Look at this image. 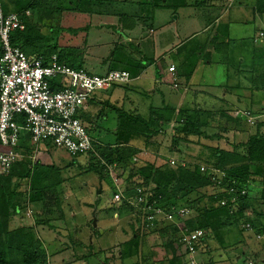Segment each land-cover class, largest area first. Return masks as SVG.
Returning a JSON list of instances; mask_svg holds the SVG:
<instances>
[{"label": "trees", "instance_id": "obj_1", "mask_svg": "<svg viewBox=\"0 0 264 264\" xmlns=\"http://www.w3.org/2000/svg\"><path fill=\"white\" fill-rule=\"evenodd\" d=\"M0 1L4 13L17 12L25 26L23 29H16L12 32L14 46H19L29 55L34 53L42 55L45 60L56 53L61 64L73 68L84 67L87 55L85 47L67 45L61 48L57 41L53 42L50 33L45 34L42 31V28L47 24L51 33L55 32L51 23L55 25L56 14L58 9H61L59 0L38 2L16 0L18 8L14 9L10 8L9 0ZM145 1H142L145 3H140L150 4L149 6L154 8L153 14L160 8H167L168 5L167 0ZM188 3L186 0H182V6ZM89 4L93 3L84 1L80 8L87 10ZM176 5L179 6V4ZM168 7H172V5ZM255 10L264 14V0H256ZM125 15L118 16L125 18ZM143 16L146 18L149 15L143 12ZM135 17L140 16L136 15ZM73 32L77 33L78 30ZM256 48L257 51H254V62H252L250 70L238 67V71L241 76L250 73L253 87L256 85L253 90L257 94L259 93L261 102V100L264 101L262 97L264 94V63H257L256 58L257 52H262V57H264V46L259 44L256 45ZM131 60L129 62L134 67L141 63L132 57ZM133 74L134 72H131L132 76L135 75ZM58 85L56 81L52 80V88L56 89ZM108 107L104 105L97 112L96 126L87 127L91 136H93L92 131L102 128L98 122L101 120L100 118L105 119ZM110 107L117 110L116 126L107 129L115 134V141L111 144L96 138L94 147L88 152L80 154L85 157L89 156V172L97 173L102 182L108 181L112 184L115 181L110 178L107 165L102 163L101 157H103L114 166V169L122 168L124 170L127 183L135 176L140 175L143 178L142 184L147 186L145 189L148 192L147 196L151 201L156 202L153 204L155 208L159 207L164 212H174L175 209L186 205L195 214L187 221V227L191 231L196 229L206 231L204 238L196 245V254L191 257L192 252L189 247L185 246V242H179V227L176 224L170 222L165 224L156 219L155 223L150 221L153 226L144 228L151 229L145 233H158L161 238L165 239L162 246L165 247V250H169L173 256L171 258L165 256L160 264H184L183 257L187 258L188 264H192V260L197 255L206 256L208 259L206 263L202 264H211L214 262V252L225 251L223 254L230 257L231 254H234L233 250H244L243 246L248 244H255L258 247L259 250L254 252V258H258L256 260L264 263V118H262L264 109L260 108V111L256 110V112L248 109L249 114L242 112L239 117H232L222 111L213 113L205 111V109L203 111L191 106L176 107L168 103H162L161 106L151 104L146 108L147 114L141 113L143 110L141 105L136 106L134 110L112 104ZM240 116H243L249 126L252 123L250 116L261 117L256 121L257 128L254 126L255 133L249 132V135L240 141L235 139L231 141L229 137H226L227 146H212L204 142L207 138H223L220 131L209 134V129L212 127L220 129L222 118L227 119L226 124L233 121L239 125L242 121ZM170 128L174 132L172 137L170 136L171 142L167 143V130ZM221 129L223 132L230 131L229 127ZM94 136L96 137V135ZM136 139L144 141V145L142 146V143L136 145L134 142ZM184 142L209 147L212 151L209 161L203 164L191 162L188 157H174L178 160L170 159L166 153L180 151L181 143ZM43 145L49 147L52 144L45 142L41 144V146ZM20 147L29 156L17 161L10 172L0 175V264H50V255L45 242L35 227L49 224L51 228H55L52 220L56 217H44L41 211L36 215L35 224L14 226L15 217L21 215L25 219L24 216L29 210L28 204H39L42 205V210L44 213L47 212V215H53V211L59 210L61 217L64 218L65 210L70 206V202L79 199L71 198L69 200L67 198L64 189H62L66 178L62 175L60 166L56 163L42 164L33 159L36 145L32 144L29 132H23L19 143ZM151 149H154V155L148 157L152 152ZM217 169L224 170L222 176L216 175ZM88 170L86 169V171ZM28 183L29 188H24L23 186H28ZM210 187H216L217 191L213 189L210 192ZM194 194L198 196L193 197ZM182 201L185 203L182 204ZM124 208L121 206L116 211H124ZM109 209L115 210V205ZM138 223L135 225L137 230L132 239L123 243L124 246L120 251L123 258H131L139 250L141 235L138 228L143 229L148 222L141 218ZM246 224H248V229L243 226ZM130 225L134 227L133 224ZM85 226L82 225L83 228ZM82 227L75 226L78 230ZM133 242H135L134 245H132ZM153 252L155 255V249L145 255L149 259L147 263L145 262L146 264H155L150 260ZM133 264L138 263L134 262Z\"/></svg>", "mask_w": 264, "mask_h": 264}, {"label": "rangeland", "instance_id": "obj_2", "mask_svg": "<svg viewBox=\"0 0 264 264\" xmlns=\"http://www.w3.org/2000/svg\"><path fill=\"white\" fill-rule=\"evenodd\" d=\"M84 1L86 0H59L58 3L61 9H58V13L56 14L55 25L51 23L55 32L51 33L50 27L47 24L46 27L42 28V31L45 34L50 33L53 42L57 41L61 48L67 45H80L81 47L88 49L91 56L89 58L86 57L85 63L88 68L90 67L95 71H91V74L94 75L102 74L100 71H102L103 68L100 61L105 59L103 57L108 56V59H112L109 60V63H112L115 68H120L116 65H118V62L123 56L126 58V52L122 49L124 46L123 44H119L121 50L117 51L116 54L107 49V46L104 45L102 48L100 45L101 43L109 45L113 41H119V37L122 34V28L124 27L121 23H125V25L131 29L137 28L139 30L138 34L129 31L133 36H138L143 32L144 40L150 38L149 28H151L152 25H155L156 35H154V41L157 48L154 49V58L156 59L164 54L163 57L167 62H178L177 58L172 54L171 49H175L176 44L183 41L185 43L188 40H192L188 43V48H195L198 44V40H202V42L205 40L206 35L202 34V29L204 28L203 26L210 21V13L205 7L209 3L207 0H189V3L188 0H186L188 4L183 6L182 0H167V8L156 10L155 24L154 20L150 17L154 8L150 7V4H142L146 2L145 0H94L93 4L87 6V10H82L80 7H82ZM236 1L238 3L233 4L232 7H226L228 11L223 14L224 17H222L221 20L224 24L231 27L230 37L233 36L245 39V45L242 46H239L240 44L235 40H232L229 43L231 45L234 44L233 55H236L234 63H236L238 59L245 58L243 63L248 66L247 70H250V66L252 62H254V51H257L256 45L251 37L262 30L264 31V16H262V14H257L255 15L256 17H254L252 5L256 0H241L242 3H239L240 0ZM225 3H229V5L232 4L231 0H227ZM176 4H179V6ZM171 5L172 7H168ZM99 10L104 11H100V14L96 13ZM111 10H118L119 14L140 16L136 17L138 23L130 25L132 21L131 19L127 17L122 18L116 15L115 12H111ZM144 10L149 13V16L146 18L143 16ZM220 11L221 9L219 12ZM220 15L221 12L218 14V17ZM139 24H141L142 28ZM219 25L220 24H218V26ZM76 29L78 32L74 33L73 31ZM141 36L142 35L139 36V39ZM194 36H196L195 40H193ZM207 36H209V34ZM93 37H95L96 41L100 44L97 48L89 49L88 44L91 43ZM84 44L87 46H84ZM262 45L264 46V44H261V46ZM133 48L137 49L135 45ZM144 48L147 49L145 43ZM203 51L204 53L206 52L205 47H203ZM135 53L136 50H132L130 55L135 56ZM262 54V52H257L256 61L259 64L264 63V57H262ZM147 55L149 56V61H151V51H148ZM93 56H96V59ZM217 56V53L214 52L212 58L215 59ZM204 58L205 55H203L202 59ZM207 59H210V57H206V61H208ZM190 65L192 66L189 67L188 65H185L184 67V65H181V67L194 73L190 82L193 85L187 88L185 80L182 78L181 87L178 89V87L174 86L171 90L174 91V93H178V97L173 94L170 97L166 96V103L176 107L191 106L192 108H200L204 111V109H211L212 106L219 102L223 103L224 100L225 104L227 103L229 107L226 113L232 117H239L242 113L241 111L246 112L248 109L255 110L254 112L260 108L264 109V101L261 100L260 102V96H258L259 93L257 94V92L253 90L256 85L253 87L249 72V74H246L244 77H238V74L236 73L237 70L234 67L231 68L216 61L199 65H196L194 61H192ZM193 67H195V69H193ZM231 85H236L238 88H235L236 90L234 91L231 90L226 96H223V93L225 92L224 88ZM145 89H148L147 86ZM170 89L166 86L164 88L165 93H168ZM183 90H185L186 94L181 96L180 93ZM193 92L196 94L192 95ZM262 97L264 98V94H262ZM195 99L198 104H194ZM138 101L143 107V110L141 111L143 114L148 113L144 107L147 105L145 103L150 104L153 102L156 106L162 105L160 97L157 96L141 98V100ZM199 103L202 104L199 105ZM108 116L109 118L106 121H103L102 118H100L101 120L98 123L102 128L92 131V135H96V137H99V139L104 142L113 144L115 141V134L109 132L107 129H112L116 126L117 114H114V111L110 110ZM240 117L242 118V121L239 125L233 121L226 124L227 119L225 117L222 118L220 129L212 127L209 129V134L220 131L222 132L221 134L223 135V138L214 137L202 141L209 143L212 146H227L228 142L226 141V137H229L231 141L234 139L240 141L245 139L247 135H249V132L255 133V128H257L255 126L256 121L260 120L261 117H258V119L255 116H250V120L252 121L250 124L253 127L249 126L248 122L243 119V116ZM262 118H264V116ZM225 127H229L230 131L223 132L221 128ZM167 132L168 138L166 139V142L170 143V136L172 137L174 131L170 128ZM134 142L136 145L140 143H142V146L144 145V141H141V139H136ZM169 146L170 144L166 148L168 149ZM151 150L152 152L149 153L148 157L154 155V149ZM38 152L39 151L35 152L34 150L36 159L39 157H36ZM211 152V149L207 146L184 142L181 143L180 151L167 152L166 154L169 155V158L172 160L175 159L174 157H188L191 162L206 164L210 159ZM40 153L42 154V160H38L41 161L42 164L56 163L62 168V175L66 178L62 189H64L67 198H69V200H71V198L79 199L75 202H70V206L65 210L64 218L61 217L60 211L55 209L53 215H47V212L44 213V210H42V205L39 204H28L29 210H27L25 216L23 215L26 217L25 219H23L21 215L15 217L16 221L13 223L14 226L35 224L36 215L41 211V214H43L42 216L44 217H56L52 220V223L56 226L55 228H51L49 224L35 227L38 229L39 235L45 242V246L50 255V264H132V262L144 264L149 260L145 255L148 254L150 250L154 251V249L155 255L153 252V256L150 260L154 261L155 264H160L165 256L168 258L173 257L169 250H165V247L162 246L165 241L164 238H161L158 233H145V231L139 228L138 232L141 235V239L138 245L139 250L137 254L132 256L131 259L121 257L120 251L124 246L123 243L132 239L137 230L135 225L139 224L138 220L141 219V216L135 213L136 210L135 212H132L127 207L123 209L124 211L120 212H117L116 208L115 210L109 209V207H113V204H108L113 197V190L105 181L102 182L103 187H100V178L97 177V173L92 171L89 172V156L85 157V155H81L75 158L67 150L55 145L52 147L50 146L49 152L44 149ZM43 156H50L52 159L45 160ZM86 169L88 171H86ZM107 169L110 173V178L116 180L118 183L126 178V174L122 168L116 170L112 166L111 168L107 167ZM223 172L224 170L217 169L216 175L222 176ZM142 181L143 178L140 175L131 179V182H141V184ZM23 187L26 188L27 185H24ZM133 187L137 188V185H133ZM213 189L217 191L216 187H210V192L213 191ZM253 189L255 190L256 188ZM100 191L103 192L101 195L99 194ZM197 196V194L193 195V197ZM181 203L184 204L185 202L182 201ZM188 214L191 215V218L195 216L192 210H190ZM188 214L185 216L176 215L171 221L173 222L179 218L187 220ZM163 216L164 218H168L166 215ZM163 216H160L159 218L163 219ZM94 218L98 219L96 226L93 224ZM87 224L89 226L86 227L85 225ZM130 224H133L134 227ZM248 224L243 226L247 228ZM77 225L79 227L84 225L85 227L78 230L75 228ZM96 233L98 236H95ZM75 239H78V241ZM90 244H92V246H90ZM134 244L135 242L132 243V245ZM243 249L244 250L235 249L233 250L234 252L231 251L234 254H231L230 257L223 254L225 251L214 252V262L211 261V264H264L262 261L256 260L258 258H254V252L259 250L255 244L244 245ZM242 251H245L246 253H243ZM181 253L183 254V252ZM63 258L65 260H63ZM182 259L184 264H188L187 258L184 259L183 257ZM196 259L202 263L208 261L206 256L203 255H197Z\"/></svg>", "mask_w": 264, "mask_h": 264}, {"label": "built area", "instance_id": "obj_3", "mask_svg": "<svg viewBox=\"0 0 264 264\" xmlns=\"http://www.w3.org/2000/svg\"><path fill=\"white\" fill-rule=\"evenodd\" d=\"M23 28L20 15L17 12L5 14L0 1V175L10 172L25 156L23 148H19L23 132L30 133L31 142L36 145L35 152L45 142L62 147L74 157L91 150L95 140L79 117L81 109L94 92L132 79L126 70L94 75L85 68L59 63L56 55L48 60L39 54L27 55L11 40L12 32ZM169 71L175 75L176 67L169 66ZM52 80L59 84L58 88H52ZM121 196L116 194L115 199L120 200ZM155 203L134 204L141 218L148 222L144 227H152L151 222L155 223V219L176 224L180 227L179 242H185L193 257L205 230L191 231L180 218L171 221L176 215L188 214L189 208L164 212L155 208ZM192 264L201 263L193 259Z\"/></svg>", "mask_w": 264, "mask_h": 264}, {"label": "crops", "instance_id": "obj_4", "mask_svg": "<svg viewBox=\"0 0 264 264\" xmlns=\"http://www.w3.org/2000/svg\"><path fill=\"white\" fill-rule=\"evenodd\" d=\"M9 1H10V8L11 7L13 9L18 8V4H17L16 0H9ZM38 1H46V0H32V2H38ZM207 1L209 3L207 5L205 4L206 5L205 7L210 13V21L207 24H205L203 26L204 28L202 29V31H203L202 34L206 35L205 40L203 42H202V40L201 41L198 40V44L195 48H191V47L188 48V43L192 40H190V41L188 40L185 43L183 41V42L176 44L175 45L176 48L174 47L175 49H171V51H172V54L177 58L178 62H174V61L167 62L165 60V58L163 57L164 54L159 56L156 59L154 58V49L157 48L156 43L154 41V35H156L155 34V32H156L155 25H152L151 28H149L150 38H148L147 40H144L143 32H141V34H139L138 36H133L132 34H130L129 31H131L135 34H138L139 30L137 28L131 29L127 25H125V23L124 24L121 23L124 27L122 28V31H121L122 34L120 35L118 42L113 41L109 45L108 44H102V43L100 44L99 42L96 41L95 37L92 38L91 43L88 44L89 49L97 48L98 45L100 44L102 46V48L105 45V46H107L106 47L107 49H109L110 51L114 52V54H116L117 51L121 50L119 44H123L124 46L122 49H124V51L126 52V58H125V56H123V58H121V60H123L125 62L120 60L118 62V65H116V66H119L120 68L113 67V64L109 63V60H112V59H108V56L103 57L105 59L104 60L102 59L103 61H100V64L103 68L102 71H100V73L105 74L111 70H126V71H129L130 73L134 72L135 75L133 74L134 76H132V81L129 83L115 84L114 86H111L107 89L98 90L97 92H95L91 96L88 103L86 104L84 109L79 114L80 119L82 120L83 124L86 127L89 128V126H91V125H92V127L96 126L95 118H96L97 112L100 111V109L104 105L109 106L108 108L110 110H113L114 114H116L117 110L110 107V104L115 105V106L117 105L121 108L134 110L136 106L141 105L140 102L138 101V100H141V98H146V97L149 98V97H154V96L156 97L157 96V97H160L162 103H166L165 102L166 96L170 97L173 94L174 96L178 97V95H177L178 93H174V91H171L174 87V84L177 85V87L179 89L182 85V78H184L187 88L189 86L193 85L190 82H191V77L194 73H191L190 71H187L186 68L181 67V65H184V67H185V65H188L189 67H191L192 65H190V64L192 63V61H194V63L196 65L204 64V63H211V62L216 61L220 64H224L225 66H228L231 68L234 67L237 70L236 73L238 74V77H241V75H239L238 67L245 70V69H247L248 66L243 65L245 58H241L240 60L238 59L237 62L234 63V61L236 60V58H235L236 55H233L234 44L231 45L229 42H231L232 40H235L240 44L239 46H242V45H245V42H244L245 39L244 38H236L233 36L230 37L231 27L227 24H224L221 20L222 17H224L223 14H225L228 11L226 7H232L233 4L238 3V2L236 0H231L232 4L229 5V3L228 4L225 3V1H227V0H207ZM89 2L93 3L94 0H89ZM188 2H189V0H188ZM239 3H242V1L240 0ZM254 3L252 5V11L254 13V17H256L255 15L260 14V13H258L255 10V4ZM208 5H209V7H208ZM220 9H221V11H220L221 15L218 17V14L220 13L219 12ZM100 11H104V10H99L96 13L100 14ZM111 12H115L116 15H120L118 13V10H111ZM145 12H146V14L148 13L146 10H144V13ZM153 13L154 12L152 11V15H154V16L151 15L152 17L151 16L150 17L152 20H154V24H155L156 12H155V14H153ZM134 16H136V15H130V14L125 15V18L127 17V18L132 20L130 25H135L138 23L136 21V17H134ZM262 16H264V14H262ZM211 17H215V18H211ZM141 24H139V25L141 26ZM218 24H220V25L218 26ZM125 26H126V28H125ZM141 28H142V26H141ZM208 34H209V36H207ZM140 35H142V36L139 39ZM195 37L196 36L193 37V40H195ZM251 39L256 45L263 44L264 31L262 30L259 33H256L255 35H253L251 37ZM11 40H12V38H11ZM124 42H125V44H124ZM144 43L147 45V49L144 48ZM134 45L136 46L137 49L133 48ZM16 47H19V46H16ZM170 47H172V46H170ZM203 47L206 48L205 53L203 51ZM132 50H136L135 56L130 55ZM148 51H151V61H149V56L147 55ZM214 52L217 53V55H218L215 59L212 58ZM34 54H37V53H34ZM86 54H87L86 55L87 58H89L91 56L88 49H87ZM1 55H2V45H1V41H0V56ZM27 55H29V54H27ZM30 55H33V54H30ZM53 55H56L57 59H58V55L56 53ZM53 55L50 56L49 58H52ZM203 55H205L204 59H202ZM93 57L96 59V56H93ZM131 57L136 59V60H139V63L141 62L139 64V66H135V67L131 66V63L129 62V61H132ZM206 57L207 58L210 57V59H207L208 61H206ZM238 57H241V56H238ZM124 58H125V60H124ZM58 61H59V59H58ZM107 63H108V65H107ZM171 65H174L176 67V75H174V76L172 75L173 73L169 71V66H171ZM82 68H85V69L90 70V71H94L92 68H90V67L88 68L86 63L84 65V67H82ZM193 69H195V67H193ZM154 82H155V86H154ZM146 86L148 88L147 90L145 89ZM166 86L169 87V89L171 88L168 91V93H165V90H164V88ZM235 88H238V87L236 85H231L229 87H225L224 88L225 92L223 93V96H226L231 90L232 91L236 90ZM180 94H181V96H184L186 94L185 90H183ZM195 94H194V92L192 93V95H195ZM135 98H137L138 100ZM97 103H100V104H97ZM145 104H147V105L144 107L147 108L148 106H150L151 104L153 105L154 103L152 102L150 104H148V103H145ZM194 104H198L196 99L194 100ZM201 104L199 103V105H201ZM109 109L107 110V113H109V111H110ZM227 109H229L228 104L227 103L225 104V101L223 100V103L219 102V103L215 104L214 106H212L211 109H205V111H208V112L212 111L213 113H218L221 111L226 112V111H228ZM241 112H244L247 114L250 113L248 110L246 112L245 111H241ZM108 118H109V116L107 114V116L105 117V119H103V121L108 120ZM93 138H94V140L96 138H97V140H100L99 137L94 136ZM44 146L45 145H43V146L39 145V148H38L39 152L36 155V157L37 156H39V157L36 159L35 155H33L32 156L33 159H36V160L41 159L42 160V158H41L42 154L40 152L43 151L44 149H45V151L49 152L50 146L49 147H47V146L44 147ZM52 146H53V144L51 145V147ZM23 153L25 154V156L23 158L29 156L27 153H25V152H23ZM43 158L45 160H48L51 157L50 156H48V157L43 156ZM101 160H102V163L104 165L105 164L107 165L106 167L111 168L113 166V165L109 164L105 158L101 157ZM39 162H41V161H39ZM113 168H114V166H113ZM97 177H99V175ZM107 183L109 186H111V188L113 190V197L110 199L108 204H136L134 202V200L132 199V197L137 196L139 191H143L146 196L148 194V192L145 191V189H147V186L144 184H141V182L140 183L131 182V180H130L129 183H127V180L123 179L122 182H119V183L116 180L112 184H110L108 181H107ZM99 184H100V187H103L101 179H99ZM133 185H137V188L133 187ZM27 187L29 188V183H28ZM102 193L103 192L100 191L99 194L101 195ZM116 194L122 195L121 199L118 201L114 198ZM81 229H83V227ZM95 236H98L97 233L95 234ZM128 259H131V258H128ZM63 260H65V259L63 258ZM133 263L134 262H132V264Z\"/></svg>", "mask_w": 264, "mask_h": 264}, {"label": "clouds", "instance_id": "obj_5", "mask_svg": "<svg viewBox=\"0 0 264 264\" xmlns=\"http://www.w3.org/2000/svg\"><path fill=\"white\" fill-rule=\"evenodd\" d=\"M12 13V12H11ZM111 71H113V70H111ZM111 71H108L107 73H105V74H102V75H107L109 72H111ZM173 76H174V74H172ZM176 75V74H175ZM132 81V79L130 80V81H127V82H123V84H125V83H129V82H131ZM115 84H122V82H117V83H113V85L112 86H114ZM174 86L175 87H177V85H175L174 84ZM111 87V86H110ZM109 88V87H108ZM97 92V91H96ZM95 93V92H94ZM93 93V94H94ZM92 94V95H93ZM91 95V96H92ZM90 98V97H89ZM89 100V99H88ZM35 155V154H34ZM75 158H77V157H75ZM116 196V195H115ZM143 198V200L142 201H140V198ZM115 198V197H114ZM121 199V198H120ZM132 199L134 200V202L136 203V204H145V202L146 201H149V202H152L146 195H145V193L143 192V191H139V193H138V195L137 196H134V197H132ZM118 201V200H117ZM113 205H115V208H117V210H119V208L121 207V206H124V207H127L130 211H132V212H135V210H136V212L135 213H137V214H139L138 213V207L136 206V205H134V204H126V205H121V204H113ZM182 207H187L186 205H182ZM116 214V213H115ZM117 216H118V213H117ZM191 218V215H189L188 217H187V220H184L185 221V224H186V227L188 226L187 225V221L189 220ZM98 220V219H97ZM160 222L161 223H165V224H168V222L167 221H165V220H160ZM93 224H94V221H93ZM95 226V225H94ZM144 228H146V227H143V231H150L151 229H144ZM188 228V227H187ZM189 229V228H188ZM197 230V229H196ZM203 230V229H202ZM206 232V231H205ZM178 235H180V227H179V231H178ZM196 262H198V263H201L202 264V262H199L196 258L194 259Z\"/></svg>", "mask_w": 264, "mask_h": 264}, {"label": "water", "instance_id": "obj_6", "mask_svg": "<svg viewBox=\"0 0 264 264\" xmlns=\"http://www.w3.org/2000/svg\"><path fill=\"white\" fill-rule=\"evenodd\" d=\"M94 225H97V218H94Z\"/></svg>", "mask_w": 264, "mask_h": 264}]
</instances>
